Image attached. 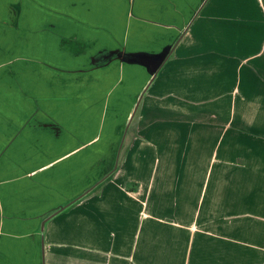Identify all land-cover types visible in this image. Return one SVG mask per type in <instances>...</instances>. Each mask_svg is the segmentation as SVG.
Returning <instances> with one entry per match:
<instances>
[{
  "label": "crops",
  "instance_id": "0c3cea01",
  "mask_svg": "<svg viewBox=\"0 0 264 264\" xmlns=\"http://www.w3.org/2000/svg\"><path fill=\"white\" fill-rule=\"evenodd\" d=\"M83 1L0 0V264H264V0H151L194 10L161 68L178 127L158 112L118 149L26 80L27 55L72 61Z\"/></svg>",
  "mask_w": 264,
  "mask_h": 264
},
{
  "label": "rangeland",
  "instance_id": "374dc122",
  "mask_svg": "<svg viewBox=\"0 0 264 264\" xmlns=\"http://www.w3.org/2000/svg\"><path fill=\"white\" fill-rule=\"evenodd\" d=\"M87 2L91 3L88 5ZM152 2L84 0V5L75 9L77 18L71 19L68 27V35L74 31V46L68 44L72 61L68 58L66 62L65 57L61 56L57 59L54 56H41L43 70L38 71L36 66L39 64L32 67L30 62L36 58L38 63L39 58L34 55L25 57L26 80L29 76L38 81L41 75L46 83L43 89L51 95H57V91L58 95H65L64 99L70 101L68 105L74 112L87 115L78 122L83 123L84 134L87 132L90 138L95 137L91 144L111 141L113 148L118 149L124 142H129L134 131L141 140L145 135L150 139L148 130L152 127L148 130L145 128L146 119L156 117L158 112L170 114V118H175L170 119L171 126L178 127L177 105L167 104L170 98L164 90H171V95L177 94L179 84L177 78L173 80L168 76L173 72H165L162 84L165 68H161L170 56H175L178 39H173V36L177 32L179 18L192 17L194 10L177 6L152 7ZM28 29L33 32L31 28ZM30 35L27 33L28 38ZM32 35L34 38L38 33ZM50 64L59 70H46V65ZM187 75V85L190 83L194 88L197 82L193 74ZM203 78L201 83L206 82ZM50 82L55 83L57 89L50 88ZM218 84V91L224 92V85L221 82ZM62 85L65 86L60 87ZM19 90L23 92V89ZM184 106L193 107L188 103ZM213 108L219 110L218 114H225L226 105H215ZM140 118H143L141 122ZM117 153L116 150L111 152L112 160L117 159ZM148 154L151 155L150 152ZM143 156H146L145 151Z\"/></svg>",
  "mask_w": 264,
  "mask_h": 264
}]
</instances>
